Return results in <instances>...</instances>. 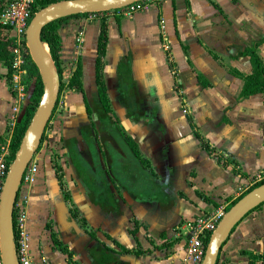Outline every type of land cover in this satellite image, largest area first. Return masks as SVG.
I'll list each match as a JSON object with an SVG mask.
<instances>
[{
    "label": "crops",
    "instance_id": "obj_1",
    "mask_svg": "<svg viewBox=\"0 0 264 264\" xmlns=\"http://www.w3.org/2000/svg\"><path fill=\"white\" fill-rule=\"evenodd\" d=\"M57 33L60 81L77 63L80 74L58 91L34 178L18 190L32 264H188L189 223L264 176V90L242 92L250 50L264 74V0H159L130 15H72ZM4 71L3 142L23 100ZM260 254L264 202L216 264Z\"/></svg>",
    "mask_w": 264,
    "mask_h": 264
},
{
    "label": "water",
    "instance_id": "obj_2",
    "mask_svg": "<svg viewBox=\"0 0 264 264\" xmlns=\"http://www.w3.org/2000/svg\"><path fill=\"white\" fill-rule=\"evenodd\" d=\"M132 1L135 0H54L37 8L28 20L24 30V41L29 57L37 68L41 94L9 161L0 190L1 264H18L13 241L12 206L20 186L22 171L39 145L59 91L58 74L47 45L39 37V32L43 25L60 17L108 10ZM262 202H264V180L243 192L228 205L207 238L199 264H215L218 250L234 225Z\"/></svg>",
    "mask_w": 264,
    "mask_h": 264
},
{
    "label": "built area",
    "instance_id": "obj_3",
    "mask_svg": "<svg viewBox=\"0 0 264 264\" xmlns=\"http://www.w3.org/2000/svg\"><path fill=\"white\" fill-rule=\"evenodd\" d=\"M159 0H135L124 6L109 9L114 14L130 15L134 11L146 7L150 3L158 2ZM34 0H1L0 1V27L3 29L1 36L8 38L6 30H11L14 45L10 47L12 53L11 70L9 74L10 81L15 84L17 90L21 92V97L25 90V85L22 82V78L26 75L24 67V53L27 52V47L24 41V30L28 23L29 18L34 12ZM97 12V11H96ZM90 15H95V12H89ZM23 99V98H22ZM0 190L6 170L9 164L8 160V140L0 144ZM35 164L32 162V158L25 165L22 174L20 185H27L34 178ZM263 177L260 173L251 177V182L259 180ZM249 186V185H248ZM248 186L239 187L237 190L238 195L241 194ZM20 187V186H19ZM26 206L27 195L26 193L17 192L13 206H12V230L13 241L15 249V257L18 264H32L28 252V236L24 229V221L26 218ZM225 207L219 206L210 213L199 215L194 218L188 225V234L186 237L185 257L184 260L188 261V264H199L206 240L211 231L214 229L220 216L224 213ZM1 264V259H0Z\"/></svg>",
    "mask_w": 264,
    "mask_h": 264
},
{
    "label": "trees",
    "instance_id": "obj_4",
    "mask_svg": "<svg viewBox=\"0 0 264 264\" xmlns=\"http://www.w3.org/2000/svg\"><path fill=\"white\" fill-rule=\"evenodd\" d=\"M51 1H54V0H34V10H36L37 8ZM86 13H89V12L77 13V14H72V15H85ZM96 13H100V11L95 12V14ZM72 15H69V16H72ZM69 16L60 17V18H57L55 20H52L46 23L45 25L42 26L39 32V37L47 45L48 53L50 55L54 68L58 74L59 90L64 85L76 86L78 84V79H79V74H80L79 64L77 63L74 69H72V72L70 73L69 78L67 79L66 83H62L60 81L61 61H60L59 53H58L60 39L57 33V28L59 24L61 23V21H63L65 18ZM103 38H104L103 37V25H101L99 36H98V44H97V51L100 53H102V50H103ZM12 45H14L13 39L3 38L2 36H0V63L5 67L4 76H8L10 74V70H11L10 66H11V61H12V56H13L12 53L10 52V47ZM248 55L252 62V72L247 76L244 82V85L242 87V92L245 94L255 92L258 90H264V74H263L262 63L260 59L256 56L253 50H250L248 52ZM22 66L24 67V71L26 73L25 94H24L23 100L21 101V106H20V110L17 115V118L14 119L13 124L10 128L9 137H8V149H9L8 160H11L13 156V152L16 149L18 142L20 140V137L22 135V132L41 94V82L39 79L37 68L35 67L34 63L31 61L29 54L27 52L24 53V62ZM100 97H101L102 103H104V97L102 93H100ZM43 135L44 133H42L41 139ZM263 180L264 178L259 179L254 185L262 182ZM252 186L247 187L243 192H245ZM20 188H21V185L19 189ZM241 194H239L237 197H239ZM236 198L231 200L229 204H231ZM260 204L256 205L253 209L257 208ZM228 205L225 206V209L228 207ZM204 240L207 241V236L206 238H204ZM252 257L253 255H250V258ZM259 258L260 259H259L258 264H264V254H260Z\"/></svg>",
    "mask_w": 264,
    "mask_h": 264
},
{
    "label": "rangeland",
    "instance_id": "obj_5",
    "mask_svg": "<svg viewBox=\"0 0 264 264\" xmlns=\"http://www.w3.org/2000/svg\"><path fill=\"white\" fill-rule=\"evenodd\" d=\"M25 77H26V75H25ZM22 81H23V80H22ZM22 83H24V82H22ZM24 93H25V90H24ZM23 95H24V94H23ZM2 143H3V140L0 141V144H2ZM0 150H1V149H0ZM262 178H264V176H263ZM257 181H258V180L252 181V182L249 184V186L254 185ZM249 186H248V187H249Z\"/></svg>",
    "mask_w": 264,
    "mask_h": 264
}]
</instances>
